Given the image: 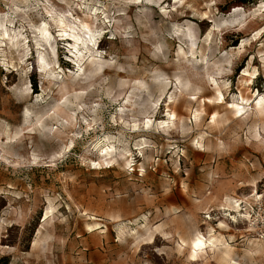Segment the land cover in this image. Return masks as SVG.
<instances>
[{
  "label": "rangeland",
  "instance_id": "374dc122",
  "mask_svg": "<svg viewBox=\"0 0 264 264\" xmlns=\"http://www.w3.org/2000/svg\"><path fill=\"white\" fill-rule=\"evenodd\" d=\"M259 97L264 0H0V264H264Z\"/></svg>",
  "mask_w": 264,
  "mask_h": 264
},
{
  "label": "bare ground",
  "instance_id": "6f19581e",
  "mask_svg": "<svg viewBox=\"0 0 264 264\" xmlns=\"http://www.w3.org/2000/svg\"><path fill=\"white\" fill-rule=\"evenodd\" d=\"M49 14V13H48ZM55 14V13H54ZM52 20H54V18H52ZM58 23L60 25V27H62L63 30L65 29H72V26L69 25V22H67L64 18H57L56 21L54 20V23ZM81 23V27H83V29L85 30H88V25L83 23L82 21H80ZM5 32V31H4ZM39 33H40V38L43 40V41H46L48 42L49 38H50V34H49V31L47 29V25L45 23L42 24V27L41 29L39 30ZM7 36V34H6ZM10 42L12 43L13 40L10 39ZM19 43H12V48H16V50L19 49ZM50 47H52V45H50ZM46 57L43 55V54H40L39 55V62L41 64V68H43L44 70L50 68V64L46 61L45 59ZM91 65H96V69H95V72L99 71L102 67H101V62H96L95 60H91ZM105 72V71H103ZM85 73V70L82 69V75H84ZM214 85L217 87V84L215 82H213ZM217 89V88H216ZM218 90V89H217ZM170 98V97H169ZM222 100V95L219 91H217V95L212 97V98H205L203 99V103H206V104H209V105H215V106H219L221 107L222 105H219L221 104L220 101ZM170 101V100H169ZM172 101V100H171ZM176 101V100H175ZM241 101L243 102L244 99L241 98ZM247 102V101H246ZM253 110L256 111L257 115H258V119L259 120H263L264 118V97H259L257 99V101L255 102L254 106H253ZM227 109L230 110V112L233 114L234 116V119H236L239 115H241L244 111H245V108L244 107H241L240 105L238 104H234L232 103L230 106H227ZM168 110V109H167ZM206 110V108H205ZM169 111V110H168ZM204 112V111H203ZM229 112V113H230ZM170 113V112H168ZM172 120H175L176 118L174 117V114H168ZM201 115V114H200ZM203 115V114H202ZM167 116V115H166ZM218 114L214 113L212 116H211V121L210 123L212 125H214L216 122H217V119H218ZM224 117V116H223ZM169 119V120H171ZM194 119L195 120H198L199 119V115L198 113H195L194 114ZM146 124H150L148 120H146ZM171 122V121H170ZM169 122V123H170ZM227 122V121H226ZM161 123V122H160ZM166 125V124H165ZM173 125L171 124V127ZM197 144L200 145V142H197ZM113 148V147H112ZM104 153V152H103ZM109 156V155H108ZM106 157V156H105ZM112 157V156H111ZM114 161V160H113ZM236 210H238L236 208ZM228 211V210H227ZM236 212V211H235ZM210 235V234H209ZM150 238V237H149ZM219 242L217 241V239L213 236H209L208 239H205L202 235H198L196 236L193 240L190 241L189 245H188V248H189V260L191 262H196L197 261V258L200 254H203L204 253V250L206 248H209L210 251L212 249H215V244ZM224 254L227 256V249L225 250Z\"/></svg>",
  "mask_w": 264,
  "mask_h": 264
},
{
  "label": "trees",
  "instance_id": "16d2710c",
  "mask_svg": "<svg viewBox=\"0 0 264 264\" xmlns=\"http://www.w3.org/2000/svg\"><path fill=\"white\" fill-rule=\"evenodd\" d=\"M242 3H245V0H241Z\"/></svg>",
  "mask_w": 264,
  "mask_h": 264
}]
</instances>
